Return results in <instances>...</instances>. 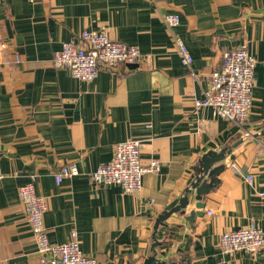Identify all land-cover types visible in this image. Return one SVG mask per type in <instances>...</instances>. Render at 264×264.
Wrapping results in <instances>:
<instances>
[{
	"label": "crops",
	"instance_id": "1",
	"mask_svg": "<svg viewBox=\"0 0 264 264\" xmlns=\"http://www.w3.org/2000/svg\"><path fill=\"white\" fill-rule=\"evenodd\" d=\"M170 12L180 15L173 32L186 41L191 67L164 23ZM85 29H107L138 46L143 60L101 68L92 81L55 68L54 54ZM245 41L257 63L251 111L240 126L194 101L224 51ZM263 128L264 0H0V264H42L19 194L33 178L47 199L52 242L76 230L98 264H145L157 216L177 205L203 155L242 137L205 207L192 196L185 215L174 213L159 227L158 257L264 264V247L230 254L220 245L226 231L251 222L264 228V136L253 135ZM130 138L141 141L144 164L161 161L160 172L145 173L140 192L94 185L91 172ZM71 163L80 173L57 184L56 171ZM191 211L204 213L188 221Z\"/></svg>",
	"mask_w": 264,
	"mask_h": 264
},
{
	"label": "built area",
	"instance_id": "2",
	"mask_svg": "<svg viewBox=\"0 0 264 264\" xmlns=\"http://www.w3.org/2000/svg\"><path fill=\"white\" fill-rule=\"evenodd\" d=\"M33 1V0H31ZM164 23L172 31L182 63L191 67L193 56L186 41L173 32L180 24L176 12L165 13ZM5 47V43H1ZM143 52L136 45L113 39L107 29H85L79 41H66L53 57L57 69H66L83 81L94 80L101 68H116L120 64L141 62ZM16 54L15 61L20 62ZM256 58L250 52L248 43L242 42L223 53L222 64L210 75L209 86L202 98H196L197 108L209 106L216 116L242 126L248 119L252 107V93L255 80ZM141 141L130 138L115 146L112 159L100 163L91 172V182L97 186L119 184L126 192H140L143 177L147 172L158 173L162 163L151 159L144 164L141 160ZM80 173L75 163L63 165L55 173L60 184L64 178ZM253 175L248 174L247 180ZM264 197V188L259 192ZM19 194L37 244L39 261L42 264H98V260L85 254L81 248L78 232L73 230L63 243L50 240L45 223L47 199L37 190L34 178L19 188ZM212 213V212H211ZM220 245L225 253L246 251L254 254L264 247V228L255 222L237 230L226 231L220 236Z\"/></svg>",
	"mask_w": 264,
	"mask_h": 264
},
{
	"label": "water",
	"instance_id": "3",
	"mask_svg": "<svg viewBox=\"0 0 264 264\" xmlns=\"http://www.w3.org/2000/svg\"><path fill=\"white\" fill-rule=\"evenodd\" d=\"M254 137L264 136V128L258 133L253 134ZM245 140L242 137L239 141H236L226 147L222 148L220 151H209L203 155L202 160L195 168V173L193 175V180L190 185L183 191L179 202L177 205L170 209L162 211L156 218L154 224L153 232V244L151 247L150 254L148 255L145 264H186L187 260L185 258L176 259H160L159 252L157 251L158 246L162 245V242L157 238V232L160 226L166 225L165 220L169 218L174 213H181L185 215L186 209L190 203L191 197L194 196L198 201L196 207L203 209L205 207L204 196L208 194L219 182L217 176L225 169V164L223 161L230 156L233 159L232 150L240 145ZM203 211H191L190 215L186 216L188 221H193L196 215H203ZM188 248V247H187ZM162 255L166 256V252Z\"/></svg>",
	"mask_w": 264,
	"mask_h": 264
}]
</instances>
